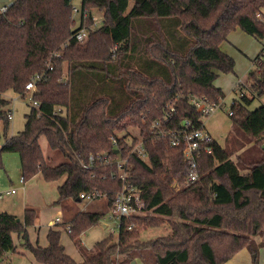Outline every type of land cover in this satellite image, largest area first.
<instances>
[{
    "label": "trees",
    "instance_id": "trees-1",
    "mask_svg": "<svg viewBox=\"0 0 264 264\" xmlns=\"http://www.w3.org/2000/svg\"><path fill=\"white\" fill-rule=\"evenodd\" d=\"M92 10L101 13V25L90 29L84 42L75 41L79 28L93 24ZM262 12L264 0H80L75 28L69 1L14 0L0 14V122L6 139L0 168L3 153H16L23 181L37 174L46 183L63 179L57 204L97 191L111 207L121 189L119 168L101 162L82 167L90 155L106 152L111 160L126 159L128 181L140 190L143 207L141 214L120 219L116 240L96 242L90 254L79 250V262L65 252L61 229L47 231L45 247L29 242L33 210H25L21 221L1 212L0 261L16 251V234L38 264H227L242 249L258 264L264 247V105L250 111L247 106L264 95V46L253 60L256 68L238 84L251 97L229 107L240 139L227 147L212 141L211 152L198 158L196 182L173 189L172 180L180 183L187 174L183 144L154 139L149 124L172 106L171 127L185 119L199 126L203 119L189 95L223 98L213 82L233 73L234 61L219 47L237 29L262 40L264 23L256 18ZM58 51L61 58L53 60L32 96L38 107L31 106L23 130L7 138L9 102L3 94L12 90L22 96L26 82ZM134 129L138 135L129 140ZM40 137L62 162L47 164ZM138 143L145 158L131 152ZM101 217L79 212L62 230L72 241ZM162 225L164 235L140 240V227Z\"/></svg>",
    "mask_w": 264,
    "mask_h": 264
},
{
    "label": "rangeland",
    "instance_id": "rangeland-1",
    "mask_svg": "<svg viewBox=\"0 0 264 264\" xmlns=\"http://www.w3.org/2000/svg\"><path fill=\"white\" fill-rule=\"evenodd\" d=\"M70 2L72 7L76 8L77 10L79 9L80 0H71ZM90 16L92 23L95 24L91 25V29L99 27L102 21L101 13L98 10H92ZM73 19L75 21L74 27L76 28L79 25V14L74 13ZM228 37L230 38H227V42L222 44V47L225 48L227 52L221 49L220 50L233 59V73L220 74L213 82L218 88L222 90L224 94V109H219L221 111L220 113H216L215 115H211L203 119L204 125L209 130L210 134L219 143H223L222 147H227L229 144L230 146H233L234 140L237 138L240 139V133L233 129L231 120L226 111L228 112L230 104L233 100H240L239 93H235L233 88L236 86V84H238V82L244 83L247 74L256 68V66H254L252 63V60L260 52L262 45L264 46V38L262 41H257L239 29L232 31ZM64 71L66 70L64 69ZM3 96L9 102L6 110L8 108L13 110V118L8 123L6 131V137L9 138L12 134H16L23 130L25 122L24 116L29 112L31 103L27 100V98H19L18 94L14 93L12 90L6 91ZM262 102L263 101L261 97L254 98L247 108L249 111L254 110L263 104ZM228 134H230L229 136L231 137V139L229 138L231 140L230 143L229 139L228 143L226 141V136ZM232 134L233 136L237 135V137L231 136ZM137 135L138 130L134 129L129 132L127 138L131 140L132 137ZM5 140L6 139L3 134V123L0 122V146L4 144ZM39 144L47 164L54 166L62 162L63 158L49 149L44 137H40ZM249 147L250 146H247L246 149H252ZM231 159L235 161V156L233 155ZM1 160L2 167L0 168V193L9 191L10 189H15L20 178V162L16 153H3ZM62 180L63 179H61L59 182H54L53 184H47L42 179L41 175L37 174L30 181L25 183L26 189L24 195L27 200V204H29L31 208L33 206L34 208L39 209L41 214V223H47L49 220L54 219L55 217L60 218L62 224L63 222L67 223L80 208L84 209L80 212H86L85 209L87 212L92 211L98 213L100 211L99 213L102 214V217L99 223L89 228L72 241L66 236L64 230H62V224L58 226V228H60L62 231L61 242L64 243L67 254L78 260L79 255L77 253L76 246L81 244L85 249H87V254H90L93 252V247L96 242L108 238L109 236H111L113 240H116L118 235V230L116 228L118 219H107L110 213V208L107 206L105 199L102 198L97 199L100 202L95 200L90 203H86L84 201H80L78 203L75 199H68L60 204L54 203L58 197L56 186L57 184H60ZM180 183L172 180L171 186L175 191H179L183 189L178 186ZM22 197L23 194L17 192V194L13 196L0 199V212H16V214L20 215L22 213L23 206ZM102 224L106 225L105 229L102 228ZM164 227L165 226L162 225L156 229L148 228L145 230L143 227H140V240H147L164 235L167 232L165 231ZM32 231L33 229H30V236L35 237V232L31 233ZM40 241L41 243L46 242L44 233L40 235ZM263 254L264 248H261L259 250L258 264H262L263 261L260 260V256ZM21 259L24 258H21L20 254H18L16 251L8 252L0 261V264H24ZM18 260L20 261L19 263H17ZM136 262V264H142L139 260H136Z\"/></svg>",
    "mask_w": 264,
    "mask_h": 264
},
{
    "label": "built area",
    "instance_id": "built-area-1",
    "mask_svg": "<svg viewBox=\"0 0 264 264\" xmlns=\"http://www.w3.org/2000/svg\"><path fill=\"white\" fill-rule=\"evenodd\" d=\"M14 0H7L5 3L0 4V14H5L9 6ZM72 12L79 14V9L72 7ZM262 14H264L262 12ZM257 13L256 18L264 23V16ZM86 16L82 15L81 19H85ZM95 25V24H93ZM90 27H81L74 34L73 38L77 42H84L88 36V31ZM61 53L52 52L46 58V69L42 73H36L33 75L29 81L24 85L23 95H18L19 98H27L34 108L38 107L37 101L33 100V94L38 91V85L44 81L47 71L53 69L52 62L55 59H60ZM60 82H65L62 78L59 79ZM188 101L192 107L200 113L202 119L211 116L219 109H224L222 99L212 101L204 96L189 95ZM174 107H169V113H164L160 118L154 119L149 124V129L152 137L154 139L167 140L169 144L176 147L183 144V160L187 164V174L184 180L178 185L180 188H185L199 179L198 169V158L202 153L211 152V142L213 141L210 133L204 128V122L202 120L199 126H195L194 123L188 119L183 120L178 127H171V114L174 112ZM227 115L230 116L232 112L226 111ZM13 117V110L7 109L6 118L11 121ZM110 143L113 147L116 146V139L114 137L109 138ZM137 153L139 157L145 158L146 155L142 149L141 143H138L132 148V151ZM96 162H101L107 165L115 164L119 168V180L121 182V189L116 194L114 202L110 208V213L107 217L108 220L118 219L117 230L119 229L120 219L122 217H129L134 214H140L143 207V203L140 199V190L131 186L128 181L127 171H126V159L111 160L110 156L106 152H102L96 155H90L88 157V162L83 163L82 167L84 169H91ZM22 177L20 178V183H23ZM15 193V189L9 191L1 192L0 199L6 198ZM105 199V195L97 191H89L79 194L78 199L86 203L93 202L97 199ZM60 223L58 217L54 218L50 223L51 226H56ZM130 229V227H128ZM69 232V228L65 229Z\"/></svg>",
    "mask_w": 264,
    "mask_h": 264
},
{
    "label": "crops",
    "instance_id": "crops-1",
    "mask_svg": "<svg viewBox=\"0 0 264 264\" xmlns=\"http://www.w3.org/2000/svg\"><path fill=\"white\" fill-rule=\"evenodd\" d=\"M0 4H1V2H0ZM227 38H230V37H227ZM257 41H262V40H257ZM225 42H227V40L225 41ZM224 43V42H223ZM222 43V44H223ZM222 44L220 45V49L221 50H223V51H226L227 52V50L225 49V48H223L222 47ZM262 47H263V45H262ZM262 49V48H261ZM226 54V53H225ZM258 55V54H257ZM256 55V56H257ZM255 56V57H256ZM255 57L253 58V60L255 59ZM253 60H252V63H253ZM220 75V74H219ZM240 82H238V84H239ZM238 84H236V86L233 88V91L235 92V93H239V96L240 97H242V96H245V97H247V98H250L251 96H250V93L248 92V90L247 89H244V88H241V87H239L238 88ZM213 85L215 86V87H217L214 83H213ZM218 88V87H217ZM222 91V90H221ZM261 99H262V103L264 104V96L262 97L261 96ZM224 100V96H223V98H222V101ZM223 105H224V101H223ZM223 110V109H222ZM221 111L220 110H218V111H216L214 114H212V115H215L216 113L218 114V113H220ZM225 112V111H224ZM13 118V117H12ZM204 128L209 132V130L206 128V126L204 125ZM210 133V132H209ZM12 135H15V134H12ZM11 135V136H12ZM211 135V134H210ZM211 137H212V139H213V141H215L216 143H218L221 147H222V145H223V143H219L212 135H211ZM20 178H21V175H20ZM20 178H19V180H18V185L15 187V193L14 194H12V195H10V196H13V195H15V194H17V192H19V193H22L23 194V199H22V201H23V206H22V213L20 214V215H18V214H16V212H6V211H1V212H6V213H8V214H10V215H13V216H16L17 218H18V220H22V218H23V214H24V211L25 210H33V212H34V214H35V218H34V223H33V225L32 226H30V227H28L27 228V236H28V240H29V242L31 243V244H37V245H39V246H41V247H45L46 245H47V241L45 242V243H41V241H40V235L41 234H43L44 233V236H46V233H47V231L49 230V229H54V230H56V229H60V228H58V226L59 225H61L62 224V222H61V220H60V223L58 224V225H56V226H51L50 225V223L52 222V220L53 219H51V220H49L47 223H45V222H42L41 223V214H40V211H39V209H37V208H34L33 206H32V208L30 207V205L29 204H27V200H26V198H25V183L26 182H28V181H30V180H28V181H24L23 183H20ZM63 181V180H62ZM59 182V181H58ZM62 183V182H61ZM60 183V184H61ZM47 184H53V183H47ZM60 184H57V186H56V189H57V187L60 185ZM11 190V189H10ZM20 202H21V200H20ZM19 202V203H20ZM76 202H80V200L79 199H76ZM97 202H100L99 200H97ZM24 203H26V204H24ZM50 203V202H49ZM53 203V202H52ZM54 203H56V201L54 202ZM92 204V203H91ZM97 205V204H96ZM84 209L83 208H80L79 210H77V212H80V211H83ZM85 211L87 212V210L85 209ZM0 212V213H1ZM77 212H75V214H77ZM89 213H97V212H92V211H88ZM100 212V211H99ZM98 212V213H99ZM74 214V215H75ZM56 218V217H55ZM60 219V218H59ZM65 222H63V224H64ZM102 226V228H106V225H104V224H102L101 225ZM30 229H33V231L31 232V233H33V232H35L34 234H35V237H32V236H30ZM61 234H62V232H61ZM66 234V233H65ZM66 236H67V234H66ZM14 237H15V239H14ZM68 237V236H67ZM46 238V237H45ZM13 240H14V244H15V247H16V252L18 253V254H20V257L21 258H24V259H21L22 260V262H24V264H38V263H35L34 262V260H33V258H32V256H31V254L28 252V251H26V250H24V249H22L21 247H20V243H22V240L20 239V237L19 236H17L16 234H13ZM60 242H61V238H60ZM61 244L64 246V249H65V252H66V248H65V245H64V243L63 242H61ZM17 247H19V248H17ZM80 248V249H79ZM264 247H262V249H263ZM76 249H77V253H78V255H79V257H78V260H76L75 258H73L72 256H70L72 259H74L76 262H79V261H81L82 260V254H81V252L79 251V250H83V251H85V252H87L86 250L87 249H85L81 244L80 245H78V246H76ZM93 249H94V247H93ZM67 253V252H66ZM250 258H251V255L249 254V252L246 250V249H242V250H240L236 255H234L228 262H227V264H251V262H250ZM260 260L261 261H263L264 260V254L263 255H261L260 256ZM20 261L18 260L17 261V263H19ZM137 263V262H136Z\"/></svg>",
    "mask_w": 264,
    "mask_h": 264
},
{
    "label": "water",
    "instance_id": "water-1",
    "mask_svg": "<svg viewBox=\"0 0 264 264\" xmlns=\"http://www.w3.org/2000/svg\"><path fill=\"white\" fill-rule=\"evenodd\" d=\"M7 0H0V2L2 3V2H6ZM66 1H71V0H66ZM261 148L264 150V144L261 146ZM18 220V219H17ZM132 264H134L133 262H132Z\"/></svg>",
    "mask_w": 264,
    "mask_h": 264
}]
</instances>
